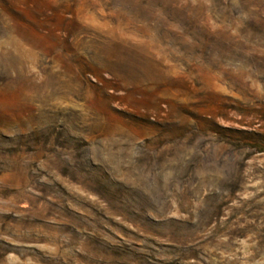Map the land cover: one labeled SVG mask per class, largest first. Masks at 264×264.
<instances>
[{"label": "rangeland", "instance_id": "374dc122", "mask_svg": "<svg viewBox=\"0 0 264 264\" xmlns=\"http://www.w3.org/2000/svg\"><path fill=\"white\" fill-rule=\"evenodd\" d=\"M0 264H264V0H0Z\"/></svg>", "mask_w": 264, "mask_h": 264}]
</instances>
